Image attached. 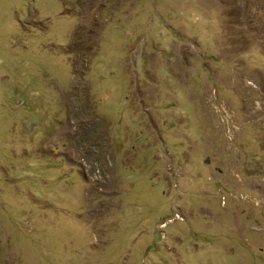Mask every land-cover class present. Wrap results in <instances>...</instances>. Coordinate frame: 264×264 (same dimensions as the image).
<instances>
[{
  "label": "rangeland",
  "instance_id": "obj_1",
  "mask_svg": "<svg viewBox=\"0 0 264 264\" xmlns=\"http://www.w3.org/2000/svg\"><path fill=\"white\" fill-rule=\"evenodd\" d=\"M0 264H264V0H0Z\"/></svg>",
  "mask_w": 264,
  "mask_h": 264
}]
</instances>
